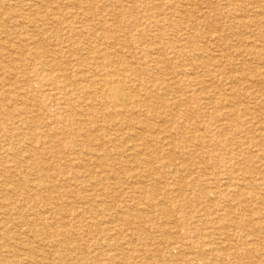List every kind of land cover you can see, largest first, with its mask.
I'll list each match as a JSON object with an SVG mask.
<instances>
[{
	"label": "rangeland",
	"instance_id": "1",
	"mask_svg": "<svg viewBox=\"0 0 264 264\" xmlns=\"http://www.w3.org/2000/svg\"><path fill=\"white\" fill-rule=\"evenodd\" d=\"M0 24V264H264V0H0ZM108 64L135 111L96 92Z\"/></svg>",
	"mask_w": 264,
	"mask_h": 264
},
{
	"label": "bare ground",
	"instance_id": "2",
	"mask_svg": "<svg viewBox=\"0 0 264 264\" xmlns=\"http://www.w3.org/2000/svg\"><path fill=\"white\" fill-rule=\"evenodd\" d=\"M22 1V0H21ZM43 1V0H42ZM32 2V1H31ZM18 5V4H17ZM23 5V4H22ZM40 5V4H38ZM4 6V5H3ZM14 6V5H13ZM21 7V6H20ZM45 7V6H44ZM43 7V8H44ZM5 8V7H4ZM13 8V7H12ZM42 8V7H41ZM46 8V7H45ZM8 9V8H7ZM33 9V8H32ZM26 10V9H25ZM35 10V9H33ZM44 10V9H42ZM40 10L39 12H43ZM47 10V9H45ZM16 12V11H15ZM45 13V12H44ZM2 14V13H1ZM27 16V15H26ZM1 25V24H0ZM3 25V24H2ZM31 40V39H30ZM11 42V41H10ZM9 43V42H8ZM18 46V45H17ZM15 48V47H14ZM19 48V46H18ZM88 48V47H87ZM9 49V48H8ZM23 49V48H22ZM24 50V49H23ZM92 50V49H91ZM252 53V52H251ZM29 54V53H28ZM14 55V54H13ZM55 62V61H54ZM107 64V63H106ZM104 68V69H103ZM103 72L101 73L100 82L96 86V92L100 93L107 103H110L117 111L128 113L135 111L133 107L135 106L136 96L135 90L137 88H132L128 85V77L120 70L111 69V65L104 66ZM121 69V68H120ZM33 71V70H32ZM30 73V72H28ZM95 74V73H94ZM93 75V74H92ZM92 75H90L92 77ZM257 75V74H256ZM95 76V75H93ZM259 77V76H258ZM96 78V77H94ZM5 85V84H4ZM141 87V86H140ZM138 91V90H137ZM137 103V102H136ZM143 105L144 102H142ZM138 105V103H137ZM139 106V105H138ZM149 106V105H148ZM137 108V107H136ZM114 110V109H113ZM137 137V136H136ZM138 141V139H137ZM138 147V146H137ZM140 151V150H139ZM148 157V156H147ZM150 158V157H148ZM153 160V159H152ZM155 163V162H154ZM10 174V173H8ZM14 179V178H13ZM18 188V187H17ZM3 190V189H2ZM19 190V189H18ZM21 190V189H20ZM19 190V191H20ZM2 192V191H1ZM4 194V193H3ZM11 206V205H10ZM17 208V207H16ZM2 209V208H1ZM3 211V210H2ZM10 212V211H9ZM141 212V211H140ZM17 213V212H16ZM4 221V220H3ZM4 224V223H3ZM264 226V225H263ZM263 229V228H261ZM264 233V232H263ZM16 234V233H15ZM2 235V234H1ZM17 235V234H16ZM21 235V234H19ZM23 235V234H22ZM35 235V234H34ZM26 236V235H25ZM24 240V239H23ZM33 240V239H32ZM31 241V240H30ZM224 242V241H223ZM26 243V242H25ZM38 243V242H37ZM41 243V240H40ZM28 244V243H27ZM36 244V243H35ZM39 245V244H38ZM36 245V246H38ZM4 246V245H3ZM20 246V245H19ZM26 247V246H25ZM35 247V246H34ZM37 248V247H36ZM35 248V250H36ZM2 249V248H1ZM0 249V250H1ZM185 249V248H183ZM7 250V249H6ZM11 253V252H10ZM9 255V253H8ZM12 257V256H11ZM47 263V262H46Z\"/></svg>",
	"mask_w": 264,
	"mask_h": 264
}]
</instances>
